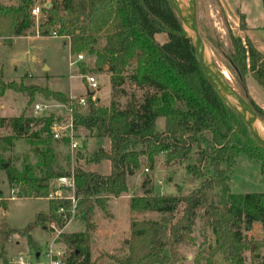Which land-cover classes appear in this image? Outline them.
Returning a JSON list of instances; mask_svg holds the SVG:
<instances>
[{
    "label": "trees",
    "instance_id": "obj_1",
    "mask_svg": "<svg viewBox=\"0 0 264 264\" xmlns=\"http://www.w3.org/2000/svg\"><path fill=\"white\" fill-rule=\"evenodd\" d=\"M37 5L38 18L31 14ZM242 20L245 30L244 15ZM28 33L67 38L70 54L94 57L92 72L107 73L111 86L109 105L104 107L88 92L81 106L77 99L72 101L60 92L0 82V97L6 90L24 92L30 105L35 93L42 94L71 110L74 131L84 129L109 140V149H99L91 160L108 162L109 174L72 170L73 195L83 212L84 231L60 234L61 242L70 249L62 264H90L93 208L107 215L105 202L127 194L128 180L143 166L152 172L159 154L164 155L167 166L184 164L194 146L198 148L196 163L185 169L201 180L198 186L186 195H158L151 176L145 174L141 194L131 196L127 203L131 219L128 238L122 244L124 256L112 259L116 264H179V248L194 245L192 232L200 218L213 240L203 241L197 262L215 264L213 259L221 255L227 264H245V253L250 251L251 264H264V256L257 254L264 243L246 239V233L258 223L264 242V192L233 194L228 186L240 153L258 163L264 180V148L205 78L171 0H18L15 5L0 4V39L8 41ZM160 34L166 36L162 43L156 40ZM228 40L227 69L243 89L241 97L264 121V110L250 98L244 83L249 73L264 90V55L247 37L242 41L229 32ZM126 82L144 93L141 97L131 93L121 108L116 98L125 95ZM62 118L60 114L0 117V130L10 131L2 138L7 148L18 140L27 141L36 152L38 145L43 148L38 153L44 175L33 177L29 167L21 172L8 168L9 187L19 185L25 195L46 199L55 188L53 179L70 175L53 169L50 128ZM159 118L163 119L162 129L156 124ZM203 167L211 173L205 174ZM214 189L216 196L211 195ZM70 207V200L48 199V211L37 213L23 229L0 222V260L6 262L5 245L15 234L26 240L28 248H36L31 232L50 221L62 228L63 214ZM59 208L63 213H57ZM149 214L158 219L146 217Z\"/></svg>",
    "mask_w": 264,
    "mask_h": 264
},
{
    "label": "rangeland",
    "instance_id": "obj_2",
    "mask_svg": "<svg viewBox=\"0 0 264 264\" xmlns=\"http://www.w3.org/2000/svg\"><path fill=\"white\" fill-rule=\"evenodd\" d=\"M17 1L0 0V4L15 5ZM181 2L184 4L183 11L178 13L185 22L187 0H181ZM195 2L198 33L212 56V62L219 78L223 81L224 86L243 101L244 106H248L241 97L243 89L235 77L229 73L225 64L226 55L230 49L228 33L239 37L242 41L244 37L249 38L251 42L254 40L255 45L262 49L261 53L264 55V1L195 0ZM242 15H244L245 30L241 29ZM256 24H261L262 27L254 29ZM156 40L162 43L166 40V36L157 35ZM79 55H82L83 60L69 66V62H74L77 55L70 54L69 40L58 35L56 37H41L28 33L25 37H16L8 41L0 39V82L13 83L17 88L48 89L60 92L68 98L71 96L79 99L87 92L83 80L84 75L94 76L98 90L93 92L92 100L96 101L99 106H108L111 95L109 76L107 73L92 72L94 57L87 53ZM81 70H84V74ZM222 73H226V76H223ZM244 83L250 98L264 110V90L255 84L249 73L245 75ZM123 89L125 95L116 98L121 108L124 107L131 93H135L138 97L144 93V91L135 89L128 82L124 84ZM27 100V95L24 92L6 90L0 97V117L10 118L21 114L27 117H40L56 115L62 111L64 113L62 121L64 124L69 122L66 106L47 99L39 93H35L32 104L28 105ZM35 104L45 107V109L35 114L33 110ZM85 109L82 110L83 113L86 112ZM156 124L158 128L162 129L163 119H157ZM8 135H10L9 129L0 130V222L20 230L31 223L37 213L48 211V199L37 198L34 195L29 197L24 194L19 185L13 188L9 187L6 182L5 170L12 167L21 172L24 168L29 167L33 177H42L44 170L40 167L41 158L38 150L41 151L43 148L38 145L36 152L34 146L25 140L14 141L13 146L7 148L2 142V138ZM74 141L78 144L76 149H71L69 140H51L55 172L70 173L73 169L79 168L101 175L109 174L108 162L94 163L91 161L96 151L109 149L107 138H97L95 134L78 129L74 131ZM203 146L202 144L200 147L203 148ZM197 152L198 148L194 146L186 163H174L169 166L165 164L164 155L159 154L155 159V168L152 172L147 171L143 166L128 180L127 194L105 202L107 215L98 208L92 209L91 221L94 229L91 232L89 245L90 264H116L112 258L124 256L121 252L122 244L128 238L131 219L127 203L131 196L141 194V182L145 174L151 176L154 193L158 195H186L198 186L201 180L188 174L185 169L187 164L196 163ZM141 160L143 161V159ZM4 165L6 168H3ZM202 171L205 174L211 173L207 167H203ZM228 186L233 194L263 193L264 180L258 163L249 161L245 154L240 153L229 176ZM57 188L58 190L53 188L49 195L55 191H60L62 199H67L71 195L64 186ZM217 193V189H214L211 195L216 196ZM146 217L158 219L153 214ZM83 231V212L77 203L75 213L66 223L63 233L72 234ZM31 235L37 243L36 248H28L26 240L15 234L5 245L6 262L0 260V264H17L19 257L23 258L25 264H50L47 257L50 250L64 251V257L69 256L70 249L61 242L60 236L56 237L48 223L35 228ZM192 237L194 245H183L179 248L182 258L179 264H204L201 259L197 262V252L202 248L203 241L209 243L213 237L207 229L202 227L200 218L195 221ZM246 239L253 243L259 242L258 245L264 243L260 224L253 225L252 230L246 233ZM254 247L252 245V250L255 249ZM259 247L257 254L263 257L264 244ZM165 253L167 254L166 250ZM250 255V251L245 253V264H251ZM213 261L215 264H227L221 255H216Z\"/></svg>",
    "mask_w": 264,
    "mask_h": 264
},
{
    "label": "water",
    "instance_id": "obj_3",
    "mask_svg": "<svg viewBox=\"0 0 264 264\" xmlns=\"http://www.w3.org/2000/svg\"><path fill=\"white\" fill-rule=\"evenodd\" d=\"M174 9L182 22L183 30L193 49L195 57L202 69L205 78L211 84L220 98L225 102V104L241 118L255 141L262 148H264V121L258 117L249 106H244L242 104L243 101L239 99L235 93L224 86L223 81L217 74L213 62H210V59H208L206 56L205 48L207 47L201 39L197 28L195 0H187V19L185 22L183 21L180 13H178L177 9L175 7ZM3 168H6V166L4 165ZM50 173H52V170ZM53 183H55V180H53Z\"/></svg>",
    "mask_w": 264,
    "mask_h": 264
},
{
    "label": "built area",
    "instance_id": "obj_4",
    "mask_svg": "<svg viewBox=\"0 0 264 264\" xmlns=\"http://www.w3.org/2000/svg\"><path fill=\"white\" fill-rule=\"evenodd\" d=\"M31 14L38 18L40 14V10L38 6H35L31 10ZM53 37H56L57 35L55 33H52ZM83 60L82 55H77L75 58V61H70L69 66H73L76 62H80ZM85 88L88 93H91L93 95V92L98 90V86L95 82L94 76H84L83 77ZM70 100H75L73 97H69ZM78 100V104L81 106L85 105V95L83 97H80ZM67 107V106H66ZM45 107H41L40 105L35 104L33 106V110L35 114H38L42 110H44ZM68 114L67 117H69V122L67 124H64L63 121L61 122H54L50 128V133L52 135L53 140H61L64 138H67L70 141V147L71 149H76L78 144L74 141V129L72 126V119H71V110L67 107ZM58 114H60L62 117H64V113L62 111H59ZM55 180V183L53 185L55 186L56 190H58L57 187L64 186L67 191L71 194L67 200H70L71 207L69 209V212L67 214H63V220H65V225L69 221L70 217H73L75 210L77 208V199L74 197V179L72 175V171L70 172V175L68 176H60L58 178L53 179ZM53 182V181H52ZM60 191H55L51 195L48 196L47 199H62V196L59 193ZM58 214L63 213V209L59 208L57 211ZM49 228L56 234V237L60 236L61 233H63V229L65 228V225L60 228L54 221L48 222ZM64 251H52L50 250L47 257L50 261V264H62V260L64 258ZM17 264H25L23 261V258L19 257L17 259Z\"/></svg>",
    "mask_w": 264,
    "mask_h": 264
},
{
    "label": "bare ground",
    "instance_id": "obj_5",
    "mask_svg": "<svg viewBox=\"0 0 264 264\" xmlns=\"http://www.w3.org/2000/svg\"><path fill=\"white\" fill-rule=\"evenodd\" d=\"M171 3L177 9L178 12L183 11L184 4L181 2V0H171ZM205 52H206L207 58L210 59V62H211L212 61V56H211L208 48H205ZM222 74H223V76H226V73H222Z\"/></svg>",
    "mask_w": 264,
    "mask_h": 264
},
{
    "label": "crops",
    "instance_id": "obj_6",
    "mask_svg": "<svg viewBox=\"0 0 264 264\" xmlns=\"http://www.w3.org/2000/svg\"><path fill=\"white\" fill-rule=\"evenodd\" d=\"M261 27H262L261 24H256L255 27H254V29H260ZM252 44H253V46H254L258 51L262 52V49H261L260 47H258V46L255 45L256 42H255L254 40H252ZM70 97H71V96H70ZM106 175H107V174H106Z\"/></svg>",
    "mask_w": 264,
    "mask_h": 264
}]
</instances>
